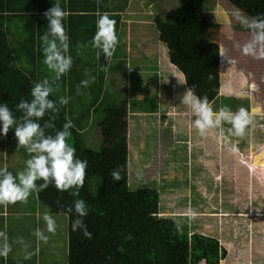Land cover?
I'll return each instance as SVG.
<instances>
[{
    "label": "rangeland",
    "instance_id": "obj_1",
    "mask_svg": "<svg viewBox=\"0 0 264 264\" xmlns=\"http://www.w3.org/2000/svg\"><path fill=\"white\" fill-rule=\"evenodd\" d=\"M126 1H129L130 5L122 14L129 18L130 25L121 24L119 39H123L129 45L131 43L132 66L145 64L142 74L147 73L148 76L143 78L145 82H149V86L136 83L141 77H135L134 74L108 79L107 92L103 93L99 109L89 114L90 116L87 115V119L82 121L86 128L79 132L82 141L93 150H100L102 146L103 132L92 124L93 119L98 122L103 120L102 110L117 107L124 100L128 101L131 112L135 110L152 112L151 110L168 108L176 96L175 92L179 90L181 96L187 88L185 76H183L185 83L182 82L183 73L172 66L169 59L167 60L169 58L167 47L160 42L154 22L155 16L160 15L165 23H172L180 0ZM204 8L211 27L200 39V45L216 43L220 46L223 56L222 73L220 72L221 93L210 106L213 112L223 106H228L232 111L241 106L250 109L253 117L251 132L244 137L232 136L227 133L230 125L222 123L224 136L219 135V129H209L201 136L193 127L194 116L191 109L182 104L179 105L181 111L192 113L189 115L191 119L188 117L191 120L188 121V127L184 126L185 121L179 118L181 124L177 126L180 129L173 131L169 124L164 123L165 119H161V114L154 117L155 120L159 117L163 121L161 124L153 120L135 118L134 126L132 129L129 128V186L138 191L143 189V186L158 191L154 194L155 200L153 195L143 190L139 194L146 199L144 200L146 206L143 207L147 212L151 237L161 258L175 264H189L190 236L183 231L190 233L196 231L217 238L226 249L227 257L219 264H264V59L246 56L240 51L239 46L250 38V34L237 21L235 14L238 10L229 2L204 0ZM135 20L136 23L132 24ZM140 21L147 23H139ZM11 40L15 51L20 54L22 35L19 34ZM158 46L165 50L166 57L157 66L156 58L151 57V52L153 50L155 53ZM93 49L90 46L73 48L71 56L75 60L82 59L83 63L88 65L92 60ZM124 62L113 63L109 66V71L112 73L113 67L124 69L122 65ZM83 63L75 64L80 70L82 68V72ZM19 66L26 70L31 64L21 58ZM42 69L52 81L54 74L46 67ZM90 73L92 75V72ZM140 87L151 90V93H145V99L142 100L136 96ZM63 94L69 96L70 93L66 90ZM69 98L74 111L68 118L79 121L78 117L81 116L79 111L86 112L91 105L89 100L91 97L89 94L77 92V95L72 94ZM163 116L166 117L165 114ZM188 135L191 140L188 139ZM225 137L228 139L227 145ZM4 138L0 135V167L4 165L15 175L16 172L23 170L24 162L30 154L24 147L20 150L21 147L14 144L13 139L6 141ZM15 140L17 143L16 138ZM202 140L204 147L208 149L206 152ZM232 143L237 144L239 148L236 154L229 151ZM213 175L217 176V179L213 180ZM149 199H152L151 202ZM4 204L9 207L10 212L41 215L19 218L17 222L10 220V229L17 231L19 227L25 229L26 249L29 250L28 246L32 245L34 250L37 248V258L34 256L31 264H36V260L40 264V251L42 264H50V260L51 264H68V222L65 215L51 213L47 206L38 201L35 192L31 193L26 201ZM2 206L3 203H0V207ZM44 212L51 214L57 222L53 233L46 231L42 219ZM37 227L49 237L47 240L51 242L49 251L46 248L47 242L40 240L38 244L35 242L33 233ZM21 237L18 238L23 243ZM31 238L33 244L30 245ZM22 243L18 242V245ZM10 246L13 249L12 245Z\"/></svg>",
    "mask_w": 264,
    "mask_h": 264
},
{
    "label": "trees",
    "instance_id": "obj_2",
    "mask_svg": "<svg viewBox=\"0 0 264 264\" xmlns=\"http://www.w3.org/2000/svg\"><path fill=\"white\" fill-rule=\"evenodd\" d=\"M226 1L247 16L264 13V0ZM52 3L55 0H0V101L8 104L17 119L22 113L16 110V104L22 98H31L30 90L35 82L49 78L42 69L46 66L42 62L39 37L47 30L43 13ZM128 4L129 1L126 0H61L62 8L68 13L64 25L70 37V55L77 38L81 40V45L92 47L89 42L96 31V20L105 12L116 21L115 31L119 40L120 26L123 23L121 14ZM16 19L20 20V27L12 29V22ZM77 19L83 22L74 25ZM154 22L159 40L167 47L170 63L183 73L187 88L194 87L197 96L206 95L210 104L215 102L221 89V51L216 43L199 44L211 27L205 14L204 0H180L172 23H165L160 15L155 16ZM19 34L22 35L24 44L20 54L15 51L11 40ZM98 51L96 49V53ZM21 58L31 64L29 69L23 70L19 66ZM111 58L112 56L105 58L103 53L99 57L93 54L87 65L89 69L85 67L87 73L82 77H76L73 72V58L71 69L55 82L58 90L50 98L58 101L59 97L65 96L63 91L67 90L69 96L77 95L81 80L89 79V76L95 78L87 87H80L78 92L91 97V105L86 112L79 111V121L68 118L74 111L70 106L71 98L66 105L57 104V113H48L40 120L46 135L54 134L66 121L72 122L69 142L76 149L75 155L88 161L79 198L84 199L89 206L84 222L92 234L91 239L71 229L72 216L65 209L74 199L70 194L72 190L60 191L50 184L44 191L35 193L40 203L47 206L53 214L68 217V264H175L160 257L150 234L147 212L143 207L146 206V199L140 197V192L143 190L151 196L154 192L152 194L150 189L133 190L128 184L127 100L117 107L102 110L104 117L100 122L103 132L100 150L88 148L79 136L81 129L86 128L82 121L87 119V115L95 113L101 105L105 71ZM80 62H83L82 59ZM49 123L54 127H47ZM118 166L122 168V179L114 182L110 172ZM151 200L149 199L150 202ZM183 232L186 235L189 233ZM189 234L191 264L203 261L206 264H219L227 257L226 249L217 238L196 231ZM128 236L131 239H127Z\"/></svg>",
    "mask_w": 264,
    "mask_h": 264
},
{
    "label": "clouds",
    "instance_id": "obj_3",
    "mask_svg": "<svg viewBox=\"0 0 264 264\" xmlns=\"http://www.w3.org/2000/svg\"><path fill=\"white\" fill-rule=\"evenodd\" d=\"M67 15V11L61 6V0H55V3H52V6L43 13L47 21V30L39 37L43 53L42 62L54 74L52 81L45 77L33 84L30 90L31 98L28 100L22 98L15 106L16 110L22 113L19 119L6 102L0 101V135H6L10 129H13L18 147L23 146L30 154L24 162L23 170L16 172L15 175L7 167H0V203L26 201L31 193L44 191L50 184L60 191L72 190L70 194L74 199L65 209L66 213L72 216L71 229L91 239L92 234L84 222L89 206L84 199L79 198V189L84 183L88 161L78 158L75 155L76 149L69 142L72 135L70 131L73 127L72 122L66 121L60 129L54 131V134L47 135L45 127L40 123L41 118L46 114H55L59 111L57 104L66 105L70 99L66 96L59 97L58 101L50 98L58 90V84L55 82L71 69L73 63L69 53L70 37L64 25ZM235 17L250 34V38L239 46L242 54L264 59V13L247 16L238 11ZM115 24L116 21L106 12L98 16L96 31L89 42L92 48L99 50L96 53L97 57L101 53L105 58L113 55L118 43ZM94 79L90 77L81 80L77 91H80V87H87ZM178 99L182 105L191 109L194 116L193 127L201 136L205 135L209 129H219V135L224 136L225 130L221 127L222 123L230 125L227 133L232 136L244 137L251 132L253 117L243 106L235 111L228 106H223L213 112L208 97L197 96L194 87L186 88ZM47 127L53 128L54 125L49 123ZM225 144H228L227 137H225ZM229 151L233 154L238 153L237 144L232 143ZM121 172L120 166L110 172L114 182L122 179ZM37 181L42 182L37 183ZM42 219L46 231L53 233L57 226L55 218L48 212H44ZM33 234L43 242H47L49 238L39 227ZM126 238L131 239V236ZM20 242L22 243V240ZM10 251L7 234L0 232V256H6ZM30 255L31 253H26L25 259H28Z\"/></svg>",
    "mask_w": 264,
    "mask_h": 264
},
{
    "label": "crops",
    "instance_id": "obj_4",
    "mask_svg": "<svg viewBox=\"0 0 264 264\" xmlns=\"http://www.w3.org/2000/svg\"><path fill=\"white\" fill-rule=\"evenodd\" d=\"M130 5V2L126 8V11L128 10V7ZM79 7H77V11L80 12V9H78ZM125 11V10H124ZM221 15V14H220ZM122 16V22L123 24L125 23L127 26L130 25V20L129 18H126L123 16V14H121ZM78 22H83V21H79V19H77L75 22H74V25H77ZM142 21H140L139 23H141ZM136 23V20L135 22L133 21L132 24ZM143 24L144 23H147V22H142ZM20 25V20L19 19H16L15 22H12V29H16V27H18ZM20 27V26H19ZM77 30V28H76ZM128 31V30H127ZM129 32V31H128ZM17 36V35H16ZM15 36V38H16ZM79 41H81L80 39H76V41L73 43L74 45V48H80L81 46V43H79ZM128 41V40H127ZM161 42V41H160ZM162 43V42H161ZM199 44L200 41H199ZM76 45V46H75ZM160 45V44H158ZM124 46V47H123ZM20 47L23 48L24 47V44L21 42L20 43ZM88 46H83V48H87ZM124 48H126V50L124 51ZM131 48V43L130 45L129 44H126V42L123 40V39H119L118 40V43H117V46H116V49L112 55V58H111V61L109 63V66L113 65V63H121L122 61H125L124 64V69H121L120 67L117 69H115V67H113L114 71H112V73L109 71L110 67L108 66L106 68V71H105V89H104V92H107L106 91V85H107V82H108V79L110 77H116L118 79L119 76L121 75H127V76H131V75H135V77H141L140 80H136V83H138L139 85L141 86H146L148 87L149 86V82H145V79L143 78V76H148L147 73L145 72V74H142V71L144 70V66L145 64L142 63L141 65L139 64H135V65H131L132 61H133V53L131 52L130 50ZM28 50V49H27ZM94 50V51H93ZM93 54L94 56H96V49H93ZM22 51V50H21ZM147 56H149V53L146 54ZM166 55H167V51H166ZM121 56H125V57H121ZM151 57H155L156 58V65L158 66V63L161 62L162 60H165V50L158 46L157 47V51L154 53V51L152 50L151 52ZM94 58V57H93ZM153 59V58H152ZM169 58H167L168 60ZM81 59L79 58L78 60H75L74 58V69L75 71H73L76 75V77H82V75H85V73H87V71L85 70L86 68L85 67H88L89 69V66H87L85 63L83 62H80ZM170 61V60H169ZM77 62H80V64L83 63V72L77 68L75 66V64ZM153 64V62H152ZM171 64V63H170ZM223 62L221 60V63H220V72L222 71V68H223ZM147 65V64H146ZM172 65V64H171ZM170 65V66H171ZM174 66V65H172ZM117 70V71H116ZM116 71V72H115ZM22 72V71H20ZM222 73V72H221ZM184 75H182V82H184ZM185 83V82H184ZM222 83V82H221ZM222 86V85H221ZM187 87V85H186ZM137 91V90H135ZM150 92L151 93V90L150 89H144L143 87H140L139 88V92H136V96H137V99L139 100H142L146 94L145 93H148ZM179 90H177L175 92L176 96L174 97V100L171 102L170 106L168 108H164L163 105L161 109H157V110H151L152 112H149L150 110H135L134 112H131L129 110V105H128V147H129V150H130V137H129V128L132 129V127L134 126V120L135 118H138V119H141V120H146V121H154V122H160V124L163 122L161 119H165L164 123H167L169 124V127L172 128V130L174 131L175 129H180L178 128L179 126H177L178 124H181L180 119L183 120V122L185 121V123H183L184 126L188 127L189 124H188V121L191 122V118L189 117L190 114L192 113H189V112H185V111H181L180 108H179V105L181 104V102L179 101L178 97H179ZM220 93H221V89H220ZM104 95V94H103ZM220 96V95H219ZM103 98V97H102ZM145 99V98H144ZM102 101V100H101ZM128 103V101H127ZM161 106V105H160ZM159 107V106H157ZM253 108H251L252 110ZM249 112H250V109H249ZM156 114H161V119H159V117L155 120L154 117ZM163 114L166 115V117L163 116ZM190 119H189V118ZM180 118V119H179ZM92 120V119H90ZM102 120H100L99 122L95 119L92 120V124L97 128V129H101L102 131V128L100 126V122ZM136 124V123H135ZM158 125V124H157ZM4 136L5 140L6 141H10V139H13L14 141V144H16L18 146L17 143H15V135H14V130L13 129H10L9 132L6 134V135H2ZM189 136V140H191V137L190 135ZM181 140L178 141V143H180ZM202 145L204 147V143H203V140H202ZM206 145V144H205ZM20 150L23 149V146H20ZM207 147H204V151L206 152ZM22 153V156H24V153L21 151ZM207 156V155H206ZM210 157V156H209ZM211 159V157L209 158ZM128 160L130 162V157L128 156ZM134 161V160H133ZM135 162V161H134ZM158 165V163H156ZM147 165H149V162H147ZM128 166H129V163H128ZM156 166V165H154ZM4 167V165H3ZM249 171L251 169H248ZM206 172V171H205ZM162 175H160V177H162ZM128 178H129V168H128ZM158 178V177H157ZM213 180H215V178L217 179V176H212ZM128 184H129V179H128ZM143 186L142 188L143 189H150L152 191V194L154 192V194H157L158 191L155 190V189H151L149 187H145ZM139 190H142V189H139ZM36 194V193H35ZM153 194V199L155 200V195ZM36 198H37V195H36ZM38 199V198H37ZM39 201V200H38ZM4 206L0 207V232H3V233H6L7 234V237H8V242L10 245H12L13 249H11V251L6 255V256H0V264H26L27 262H29V264H31V262H33V259H34V256L37 258V248H35L34 250V247L33 245L32 246H28L30 247V249H26V240H25V229L24 228H21L19 227V230H12L10 229V225H11V222L10 220L12 219L14 222H17L19 220V218H26L30 215L32 216H35V217H41V215H39L38 213H35V214H30L29 212L28 213H20V212H17V211H9V207L7 205H5L3 203ZM52 213V212H51ZM66 216V215H65ZM67 218V222H68V217L66 216ZM40 221V220H38ZM61 227V226H60ZM38 228V227H37ZM61 229H63L61 227ZM190 233V232H189ZM187 234L190 236V234ZM22 236V237H21ZM18 237H21V239H23V243L18 245V242H20V239ZM35 242L38 244L40 241L35 237L34 238ZM14 242V244H13ZM30 245L33 244V240L32 238L30 239ZM50 240L46 243V248H48V251L51 249V244H50ZM58 244V243H57ZM47 250V249H46ZM40 251V250H39ZM67 251H68V240H67ZM26 253H31L30 257L28 259H25V254ZM56 255V253H55ZM39 257H40V264H42V260H41V251L39 253ZM188 259H189V264L190 263V241H189V253H188ZM51 261L50 260V264H51ZM56 259L55 257L53 258V262H55ZM204 262V261H203ZM201 262V263H203ZM221 262V261H220ZM200 263V264H201ZM205 263V262H204ZM36 264H39V261L36 260ZM206 264V263H205Z\"/></svg>",
    "mask_w": 264,
    "mask_h": 264
}]
</instances>
